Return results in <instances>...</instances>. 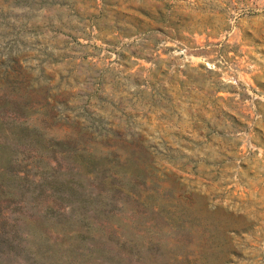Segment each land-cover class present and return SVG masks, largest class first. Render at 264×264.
Instances as JSON below:
<instances>
[{
	"label": "rangeland",
	"instance_id": "obj_1",
	"mask_svg": "<svg viewBox=\"0 0 264 264\" xmlns=\"http://www.w3.org/2000/svg\"><path fill=\"white\" fill-rule=\"evenodd\" d=\"M0 264H264V0H0Z\"/></svg>",
	"mask_w": 264,
	"mask_h": 264
},
{
	"label": "trees",
	"instance_id": "obj_2",
	"mask_svg": "<svg viewBox=\"0 0 264 264\" xmlns=\"http://www.w3.org/2000/svg\"><path fill=\"white\" fill-rule=\"evenodd\" d=\"M18 123L21 124V122H18ZM20 129L27 130L28 128H26V127H24V128L20 127ZM178 223H181V222H178ZM178 225H180V224H178Z\"/></svg>",
	"mask_w": 264,
	"mask_h": 264
}]
</instances>
